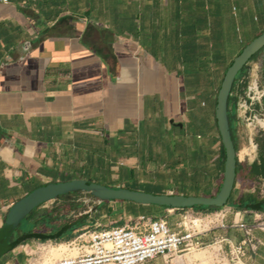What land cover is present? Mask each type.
<instances>
[{
	"label": "crops",
	"instance_id": "0c3cea01",
	"mask_svg": "<svg viewBox=\"0 0 264 264\" xmlns=\"http://www.w3.org/2000/svg\"><path fill=\"white\" fill-rule=\"evenodd\" d=\"M263 29L264 0L0 4V225L20 197L51 182L87 179L157 194L215 195L224 173L217 91L231 61ZM250 68L257 73L260 64ZM253 133L242 123L235 131L243 166L228 205L206 215L213 225L203 240L216 245L205 251L207 259L194 251L145 264H229L230 243L245 234L221 229V216L251 227L264 215L232 206L234 192L238 198L257 189L264 199V180L245 177ZM94 206L79 193L42 205L43 212L70 214L55 233L34 232L50 238L26 239L0 264H51L81 253L86 246L75 247L87 245L88 229L99 224L160 215L179 230L177 223L199 217L193 209L130 202ZM259 245L250 248L248 264H264L262 255L251 256Z\"/></svg>",
	"mask_w": 264,
	"mask_h": 264
},
{
	"label": "built area",
	"instance_id": "2783aa9c",
	"mask_svg": "<svg viewBox=\"0 0 264 264\" xmlns=\"http://www.w3.org/2000/svg\"><path fill=\"white\" fill-rule=\"evenodd\" d=\"M12 0H0V4H9ZM264 96L258 73L253 72L245 94L239 100V117L242 125L254 132L248 138V159L257 157L255 137L264 136V114L256 109ZM243 166L239 165V167ZM5 208V207H4ZM2 208V209H4ZM0 209V212L1 210ZM226 214L221 216L219 227H233L244 232L245 238L238 243L229 245V264H248L246 251L252 247L251 227L238 221L228 224ZM213 223L207 219L195 218L182 220L174 227L165 219L147 221L144 217L127 220L121 226L89 228V241L86 248L76 255H65L51 264H145L158 258L181 259L190 252L205 247L203 236L208 233Z\"/></svg>",
	"mask_w": 264,
	"mask_h": 264
},
{
	"label": "water",
	"instance_id": "95a60500",
	"mask_svg": "<svg viewBox=\"0 0 264 264\" xmlns=\"http://www.w3.org/2000/svg\"><path fill=\"white\" fill-rule=\"evenodd\" d=\"M264 48V31L246 45L231 61L224 71L215 103V122L217 135L224 150V173L218 192L213 196H194L184 194H157L124 187H109L87 179H73L43 184L26 193L12 204L0 225V259L29 238H50L40 233L14 234L23 220L35 209L61 197L74 193L85 195L95 202L94 208L104 202L120 201L139 205H156L169 209H194L196 207L223 208L228 205L235 187L238 173V153L233 139L229 115V102L238 74L252 58ZM264 207V202L256 204Z\"/></svg>",
	"mask_w": 264,
	"mask_h": 264
},
{
	"label": "trees",
	"instance_id": "16d2710c",
	"mask_svg": "<svg viewBox=\"0 0 264 264\" xmlns=\"http://www.w3.org/2000/svg\"><path fill=\"white\" fill-rule=\"evenodd\" d=\"M264 31V29H263ZM261 31V33L263 32ZM260 33V34H261ZM254 64H260L259 69V81L262 88H264V48L257 53L249 63ZM252 79V69L248 68L247 66L240 71V73L237 76V79L234 84L233 92L230 97L229 102V115H230V121H231V128L233 131V139L235 142V131L237 127L239 126V123H241V119L239 117V100L240 98L245 94L250 81ZM256 109L261 110L264 114V96L262 97V100L260 103L256 104ZM257 142V157L256 159L251 163L249 167H247L246 175L248 176H256L259 177L261 180H264V136H257L255 137ZM224 152V150H223ZM238 170H239V164H238ZM118 203H121L120 201H117ZM259 202H264V199L259 198L256 193H241L238 196L237 201H233V208L236 211H252L257 213H264V207H257L256 204ZM151 207H157L161 209L162 211H170L172 209L166 208V207H160L156 205H152ZM60 209V208H59ZM222 208H216V207H196L193 210L196 213H207V212H213L220 210ZM184 210V209H183ZM69 212L62 211L61 213H56V211H46L43 212L41 210V206L37 209H35L19 226V228L16 230L14 237L19 236L20 234H30L37 232H44V233H55L58 231L63 224L67 220V216L69 215ZM113 215V213H112ZM160 215H158L153 220H160L164 219V216L159 218ZM121 221L117 222V225L120 226ZM81 226V225H80ZM114 226V225H113ZM254 231V237L255 240L253 242H256L257 240L262 241L263 245L257 246L255 253H251V256H254L255 254L262 255L264 257V232L258 231L257 229H252Z\"/></svg>",
	"mask_w": 264,
	"mask_h": 264
},
{
	"label": "rangeland",
	"instance_id": "374dc122",
	"mask_svg": "<svg viewBox=\"0 0 264 264\" xmlns=\"http://www.w3.org/2000/svg\"><path fill=\"white\" fill-rule=\"evenodd\" d=\"M248 45V44H247ZM258 73V76H259V72H257ZM258 193V190L256 189V191L254 192V193ZM245 193H248V192H245ZM256 193V195L258 196V194ZM234 202L235 201H237V196H236V192H234ZM212 214H215V211H213L212 213L211 212H207V213H199V217L198 218H202V219H204V218H206V215H211V216H213ZM166 220V219H165ZM191 220H193V219H191ZM118 221H120V220H117V222ZM170 221V220H169ZM211 221V220H210ZM235 221V220H234ZM172 222V221H171ZM174 222H176V221H174ZM170 223V222H169ZM257 226L258 227H253V229H257L258 231H261V232H264V215L263 214H259V217L257 218ZM212 227V226H211ZM253 231V230H252ZM254 234H253V232H252V236H253ZM255 240V237L253 236V238H252V243L254 244V241ZM259 242V240H257L256 241V244ZM215 243L213 242V243H211V242H205V247L203 248V249H201V250H198V252L199 253H202L201 254V256H203L204 257V259H207L206 258V256L205 255H207V253L205 252V251H207V250H210V249H212L213 248V246H216V245H214ZM56 246V245H55ZM84 246H86L85 244H84V242L83 243H80L78 246H76L75 248L78 250V251H82L85 247ZM57 247H55L53 250H55V252H56V254L55 253H53L52 252V254H54V256H57V255H59V252L57 253V249H56ZM51 250V249H50ZM249 250H250V247L247 249V251H246V257H248V256H250V253H249ZM204 252V253H203ZM228 257H229V255H228ZM245 257V258H246ZM199 259H201V258H199Z\"/></svg>",
	"mask_w": 264,
	"mask_h": 264
}]
</instances>
